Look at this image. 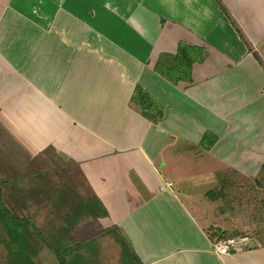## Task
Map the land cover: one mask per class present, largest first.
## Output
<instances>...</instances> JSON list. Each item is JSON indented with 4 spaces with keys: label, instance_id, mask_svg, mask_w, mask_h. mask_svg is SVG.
Wrapping results in <instances>:
<instances>
[{
    "label": "crops",
    "instance_id": "crops-1",
    "mask_svg": "<svg viewBox=\"0 0 264 264\" xmlns=\"http://www.w3.org/2000/svg\"><path fill=\"white\" fill-rule=\"evenodd\" d=\"M180 46L202 57L190 81L177 77ZM138 88L162 104L158 122L134 101ZM21 98L56 116L45 145L91 167L106 211L49 236L58 255L39 239L29 264H264V243L246 238L217 255L208 233L227 232L210 219L223 187L199 200L201 222L166 168L261 176L264 0H0V100Z\"/></svg>",
    "mask_w": 264,
    "mask_h": 264
},
{
    "label": "rangeland",
    "instance_id": "rangeland-1",
    "mask_svg": "<svg viewBox=\"0 0 264 264\" xmlns=\"http://www.w3.org/2000/svg\"><path fill=\"white\" fill-rule=\"evenodd\" d=\"M45 108L39 98L0 100V206L18 219L27 220L22 230H27L34 252L45 247L39 239L47 241L49 236L56 235L57 239L63 232L71 233L76 225L70 227L72 211L96 198L87 183V175L94 173L91 167L83 168L79 160L74 163L45 145L60 126L56 116ZM166 168L176 182L175 189L201 222L207 223L209 216L206 220L200 212L199 200L207 198L206 191L221 186L223 192L212 204L210 219L222 220L227 238H246L245 246L264 243V169L259 178L251 179L240 178L228 169L215 178L211 171H189L178 160L167 162ZM75 215L78 224L91 218L81 210ZM6 231L0 218V255L8 260L6 250L14 244H8ZM47 245L56 254L61 253L59 244L47 241ZM19 246L25 247L23 243Z\"/></svg>",
    "mask_w": 264,
    "mask_h": 264
},
{
    "label": "trees",
    "instance_id": "trees-1",
    "mask_svg": "<svg viewBox=\"0 0 264 264\" xmlns=\"http://www.w3.org/2000/svg\"><path fill=\"white\" fill-rule=\"evenodd\" d=\"M189 51L187 48H184L183 46H180L177 50V56H179L180 60H182V66L177 67L178 71L182 72L184 76H177L178 79L181 80H186L190 81V71L198 59L202 58L199 57L198 50L193 52L191 55L188 54ZM187 54V55H186ZM175 69V68H174ZM175 72V71H174ZM137 92L134 95V101L138 104L140 110L142 113L153 120L154 122H158L159 119L162 118L163 112H162V104L158 102L156 99L152 98L151 96L147 95L145 92L141 91L139 88L136 90ZM150 114V115H149ZM214 136H210L209 134H206L204 136V141L207 139H212L213 140ZM209 142V141H208ZM207 195H212V194H207ZM1 200V198H0ZM80 210L85 212V215L96 218V217H101L106 215V211L101 205V203L96 200L90 199L87 203L82 202L77 209L73 210L72 213V221L75 223L77 221L76 219V213L80 212ZM0 218L4 221V225L6 228V233L8 236V244L13 245L14 248L12 247L9 248L7 251V257L9 258L7 261L10 264H17V261L23 260V264H29L28 261L26 260L27 258V251H32L30 249L31 247V240L28 238V233L27 230H22V227H24V224L27 220L24 218L18 219L15 215H13L11 212L7 211L4 207L0 206ZM13 222V223H12ZM31 227L34 225L31 224ZM21 228V229H20ZM19 229V230H16ZM209 232V231H208ZM210 241L212 243H215L219 240L226 239L228 237V234L226 231L220 228H214L210 230V233H208ZM232 238V237H231ZM23 243L25 247L19 246V244ZM18 247H15L17 246ZM14 258L17 259L13 260Z\"/></svg>",
    "mask_w": 264,
    "mask_h": 264
},
{
    "label": "built area",
    "instance_id": "built-area-1",
    "mask_svg": "<svg viewBox=\"0 0 264 264\" xmlns=\"http://www.w3.org/2000/svg\"><path fill=\"white\" fill-rule=\"evenodd\" d=\"M165 187L170 189L172 187V183H166ZM237 244H238L237 239L226 238L223 240H219L215 243H212V249L217 255L226 256L229 255L234 250H236Z\"/></svg>",
    "mask_w": 264,
    "mask_h": 264
}]
</instances>
